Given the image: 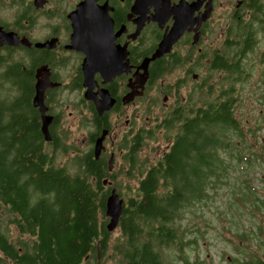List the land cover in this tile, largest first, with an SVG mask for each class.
I'll return each instance as SVG.
<instances>
[{"label": "flooded vegetation", "instance_id": "flooded-vegetation-1", "mask_svg": "<svg viewBox=\"0 0 264 264\" xmlns=\"http://www.w3.org/2000/svg\"><path fill=\"white\" fill-rule=\"evenodd\" d=\"M225 111L232 143L212 153L222 173L263 174L249 189L264 206V0H0V137L38 142L54 170L89 173L107 198L169 170L161 164L182 155L189 122L199 118L207 136ZM209 167L204 155L203 179ZM186 196L199 204L208 189ZM44 212L0 213L17 221L0 229V264H61L43 253Z\"/></svg>", "mask_w": 264, "mask_h": 264}, {"label": "trees", "instance_id": "trees-1", "mask_svg": "<svg viewBox=\"0 0 264 264\" xmlns=\"http://www.w3.org/2000/svg\"><path fill=\"white\" fill-rule=\"evenodd\" d=\"M231 118L228 111H225L223 123L210 124L207 136H204L199 118L195 117L189 122L190 130L179 134L181 137L177 138L182 155L178 156L177 152L172 151L167 154L165 163L161 164V167L169 170L158 174L150 171L140 181L139 187L125 189L131 191L133 196L127 199L120 219L118 228L121 236L114 240L113 233L106 230L107 194L102 187L92 186L89 173L83 170L72 173L66 168L54 170L51 160L38 153V142L28 139L15 142L2 136L0 213L26 214L31 205L32 212L37 207L42 208L45 211L44 217L37 218L36 223L42 232L43 253L50 259L58 254L61 264H98V243L101 246L100 264L109 261L113 264H174L165 260V250L172 249L181 253L188 246L198 245L199 240L205 237L204 234L196 235L197 239L185 241L183 230L178 225L187 220V214L192 209L194 217H198L196 212H200L189 203L186 195L200 191L206 185L210 190L207 197L211 200L215 185L222 183L228 175V172L220 171L222 162L212 152L230 148L232 142L229 135L235 130ZM185 150L190 151L188 168L181 166L188 156ZM204 155L208 157L210 166L205 179L204 172L199 168ZM189 175L193 176V181H189ZM98 176L101 179L102 175ZM159 179L163 180L160 194L156 186ZM229 190L228 207L235 208L234 211L229 210V213L236 215L237 212L239 216L237 209L248 207L253 216L264 214V206L254 203L253 191L249 187L238 186ZM174 194L183 199L174 200ZM12 223L17 221L0 218V229L8 231ZM195 230L192 232L200 234L199 230ZM247 235L242 233L240 236L244 239ZM0 236L7 239L3 234ZM256 238L260 240L259 234H256ZM183 261L190 264L186 258ZM197 262L203 264L199 259Z\"/></svg>", "mask_w": 264, "mask_h": 264}, {"label": "rangeland", "instance_id": "rangeland-1", "mask_svg": "<svg viewBox=\"0 0 264 264\" xmlns=\"http://www.w3.org/2000/svg\"><path fill=\"white\" fill-rule=\"evenodd\" d=\"M160 132L155 133L152 137H156ZM147 147L154 149V144L148 141ZM258 165L255 167V169ZM254 172L236 171L228 172L225 186L212 190L213 198L209 197L199 204H192L196 206L200 212H196L198 217H194L192 209L187 214V220L178 225L183 230V237L185 241L189 239H197L196 235L204 234L205 237L199 240L198 245L188 246L184 252H177L172 249H167L164 252V258L167 262L174 264H185L183 258L190 261V264L198 263V259L203 264H264V214L256 216L251 215L248 207H239L236 215L229 213V210L234 211L235 208L229 206V189L233 187L248 188L250 179ZM260 173H254L255 177H259ZM258 188V195L261 186ZM120 189V188H119ZM119 194L127 200L132 197L131 191H126L124 188L119 190ZM121 191V192H120ZM210 191V190H209ZM208 191V193H209ZM264 210V209H262ZM191 229V230H190ZM195 229L200 231V234L192 232ZM120 228L113 232V240L121 236ZM247 233L248 235L242 239L240 235ZM240 234V235H238ZM259 234V238H256ZM236 235V236H234ZM15 238L19 235L14 234ZM14 236L11 238L14 239ZM237 236H240L239 238ZM192 237V238H190ZM261 244V247H260ZM230 260L233 261L230 262ZM105 264H113L111 261Z\"/></svg>", "mask_w": 264, "mask_h": 264}, {"label": "water", "instance_id": "water-1", "mask_svg": "<svg viewBox=\"0 0 264 264\" xmlns=\"http://www.w3.org/2000/svg\"><path fill=\"white\" fill-rule=\"evenodd\" d=\"M174 41V40H173ZM173 41H166L160 49L152 56V58L146 60V69L151 61H154L155 59L161 57L165 53L166 47L168 48L171 46ZM39 87H43L41 83H39ZM49 120V118H46ZM49 123L45 122L43 126V134L45 135V140L49 141L48 137V128ZM98 152V149H97ZM123 210H124V200L120 198L119 194L115 189H113L108 196L105 204V215L108 218V222L106 224V230L109 233H113L116 229H118L119 224H120V219L123 215ZM101 256V246L100 243H98V259L100 260Z\"/></svg>", "mask_w": 264, "mask_h": 264}]
</instances>
